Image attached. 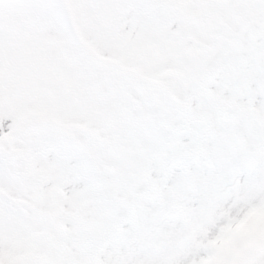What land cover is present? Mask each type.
I'll return each instance as SVG.
<instances>
[{
	"label": "snow or ice",
	"instance_id": "1",
	"mask_svg": "<svg viewBox=\"0 0 264 264\" xmlns=\"http://www.w3.org/2000/svg\"><path fill=\"white\" fill-rule=\"evenodd\" d=\"M0 264H264V0H0Z\"/></svg>",
	"mask_w": 264,
	"mask_h": 264
}]
</instances>
